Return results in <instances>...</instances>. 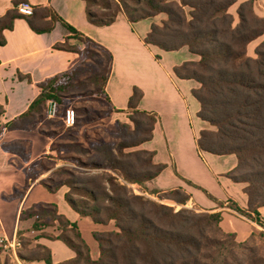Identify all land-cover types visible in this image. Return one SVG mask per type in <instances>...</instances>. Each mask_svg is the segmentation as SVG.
<instances>
[{
    "label": "trees",
    "instance_id": "obj_1",
    "mask_svg": "<svg viewBox=\"0 0 264 264\" xmlns=\"http://www.w3.org/2000/svg\"><path fill=\"white\" fill-rule=\"evenodd\" d=\"M25 1L14 0V7L0 17L1 45L6 43L5 30L12 29L17 18L27 17L33 30L38 33L51 31L53 23L61 20L74 37L85 43V47L76 48L69 45L68 40L65 44L56 45V48L77 51L82 57L81 63L71 71L43 82L41 95L26 113L13 121L10 125L12 129L32 127L30 125L42 121L45 105L50 99L57 100L60 109L66 105L67 94L73 90L75 80L87 60L100 56L92 47L107 55L109 61L108 70L103 72L102 77L99 76L103 94L112 71L113 55L109 50L63 20L51 7L35 6L34 14L30 16L20 13L18 5ZM92 1L104 8L112 7L110 0ZM237 1L149 0V8L142 9V13L137 16L126 14L132 22L166 14L167 18L161 24L152 23L145 38L146 44L156 45L165 51L187 47L191 54L198 57L174 69L179 78L192 79L199 84L192 89L193 96L201 105L198 116L212 126L200 131L198 148L201 152L215 155H236L238 164L227 175L234 182L245 185L248 208L243 209L236 203H231V207L264 229V217L260 212V208L264 207V41L256 47L255 55L249 53V44L264 34V17L255 10L256 0H247L238 8L237 22L230 11ZM90 5L88 1L89 19L97 25H110L119 14L105 20L98 17ZM48 17L52 20L47 22ZM142 97L143 91L135 87L128 109L129 115L136 112L146 117V128L144 123L130 118L143 134L131 143L121 142L103 149L105 157L109 158L106 168L119 173L126 182L123 184L116 177H109L114 196L110 195L111 202L103 208L106 219L103 220L97 210L94 212L77 206L69 192L66 195L75 210L91 217L94 222L108 226L111 221H116L117 229L94 233L100 245V257L93 259L90 246L76 222L60 214L53 205L39 204L24 209L21 220L35 218L33 229H43L50 225L49 220L58 222L60 234L45 237L64 241L76 256L55 263L52 250L39 243L35 248H30L33 250L30 255L19 252L20 258L44 261L46 264H264V230L257 229L248 239L239 241L237 233L223 229L221 211H197L186 207L191 195L182 188L156 192L161 200H172L183 206L177 210L175 206L162 201L135 194L129 187L128 184L142 185L153 180L167 167L166 163L155 162L156 151L141 148L125 153V149L140 147L154 137L158 119L154 114L138 108ZM2 110L0 106V112ZM111 112L113 109L110 106ZM129 128L128 123L118 122L120 135L124 130L129 133ZM141 153L149 156L145 163L153 169L145 174H134L131 169L135 166L117 157V154L125 157ZM187 182L215 199L207 189L189 180ZM64 183L75 189L70 183ZM57 187L49 188L55 190ZM221 205L224 203L221 202ZM23 232L19 231V240L26 248L32 245V239L24 236Z\"/></svg>",
    "mask_w": 264,
    "mask_h": 264
},
{
    "label": "crops",
    "instance_id": "obj_2",
    "mask_svg": "<svg viewBox=\"0 0 264 264\" xmlns=\"http://www.w3.org/2000/svg\"><path fill=\"white\" fill-rule=\"evenodd\" d=\"M13 1L0 0V17L14 7ZM27 1L34 7H51L63 20L112 53V71L104 93L113 109L111 117L123 119L130 113L128 106L134 88L143 91L138 108L154 114L158 120L153 139L140 148L156 151L155 162L167 164L157 177L146 183L153 194L182 188L191 195L188 206L209 212L221 211L223 229L237 233L240 241L262 228L229 204L248 208L245 185L234 182L227 175L238 164L236 155H215L201 152L198 148L197 137L205 124L198 116L201 105L193 96L192 89L199 84L192 79L179 78L174 71L185 61L197 59L188 48L165 51L156 45L146 44L145 38L151 30L153 18L132 22L121 12L112 24L97 25L89 19L87 0ZM243 1L247 0H238L236 4ZM255 10L264 17V0H256ZM51 20V17L46 19L47 22ZM4 35L6 43L0 44V106L3 107L0 112V241L5 238L10 242L19 240V231H24V236L32 239V243L44 244L52 250L55 263L75 258V251L64 241L45 237L60 234L58 222L49 220L50 225L43 229H33L35 218L21 220L24 209L50 204L78 224L90 246L91 256L98 259L100 245L94 233L106 230L107 226L94 222L73 208L66 198L70 188L64 182L51 190L49 187L52 185L43 182V172L36 171L37 176H32L33 166L57 151L54 136L40 128L43 120L30 125L32 127H10L39 98L43 82L67 73L81 63L82 57L77 51L56 48V45L65 44L68 40L69 45L84 49L85 43L74 37L61 20L53 23L51 31L38 33L27 17L17 18L13 28L6 29ZM263 41L264 34L249 44L250 55H255L256 47ZM254 43H257L255 48L252 46ZM179 53L182 56L177 58ZM188 97L194 99L195 113L201 122L196 133L190 127ZM158 137L162 138L160 147L155 145ZM187 180L207 189L215 199ZM260 212L264 217V207ZM22 261V264H46L39 260Z\"/></svg>",
    "mask_w": 264,
    "mask_h": 264
},
{
    "label": "rangeland",
    "instance_id": "obj_3",
    "mask_svg": "<svg viewBox=\"0 0 264 264\" xmlns=\"http://www.w3.org/2000/svg\"><path fill=\"white\" fill-rule=\"evenodd\" d=\"M88 1L91 4V10L98 17L105 20L121 12L125 14L128 13L131 16H137L143 12L142 9L149 8V0H110L112 4L111 8H104L103 5H97L92 0ZM240 4L241 3L234 4L230 8L237 22L239 21L237 11ZM152 18L154 22L161 24L162 21L167 18V15L160 13ZM256 44L257 43H254V45H252L253 48H255ZM92 49H94L95 52L98 51L100 56L87 60L86 65L83 67V71L75 80L73 90L67 94V103L60 109V115L55 118H49L45 114L43 124L40 127L43 131L54 136L55 149L57 151H55L54 154L46 155L37 165L33 166L31 172L34 176L37 175V172H43L45 175L43 176V182L51 184L52 186H56L60 182H67L75 186V189L69 187V193L77 206L89 211L96 212L95 210H97L100 212L98 214H101L103 220H105L106 217L103 208L111 202L109 198L110 195L114 196L112 187L108 181L109 177L112 175L116 177L119 182L123 184H126V182L119 173L106 168L109 163V158L105 157L103 149L105 147L116 146V144L121 142L131 143L143 134L139 128L137 129V125H135L130 118L144 123L145 128L148 125L145 124L146 117L136 112L132 115H124L123 119H120V117L114 119L110 116V106L105 95L100 90L102 82H100L101 78H99V76H103L104 71L108 70L109 61L107 55L103 52L101 53L98 48L92 47ZM181 56L182 53H179L177 58ZM94 77H97V79H93ZM188 100L190 127L192 131L196 133L199 130L201 122L195 113L196 104L194 99L188 97ZM68 107L74 108L77 112V122L74 127L66 126L62 120L64 110ZM119 121L126 122L131 126V128H129V133L124 130L123 135L119 134ZM204 124L206 128H212L209 123L204 122ZM161 144L162 138L158 137L155 141V145L160 147ZM140 149V147L127 148L125 149V153L135 152ZM117 157L122 160V162L133 164L135 167L131 170L134 174H145L153 170L149 167L148 163H145L149 158L147 154H133L132 156L125 157H120L117 154ZM44 169H46V171ZM146 183L147 182L142 185L138 183L128 185L134 190L135 194L143 195L155 201H162L165 204L175 206L177 210L183 207L182 205H177V203L172 200H161L159 194H153V190L147 187ZM177 197L181 196L177 195ZM229 204L232 205L231 202ZM186 207L202 211L195 206H188V204ZM239 214L242 215L241 213ZM242 216L247 218L244 215ZM106 228V230L117 229L116 221H111ZM259 230L264 229L260 228ZM68 234L72 235L71 232ZM5 244L6 241L0 242V264L24 263L19 253L16 257L12 249L6 247ZM36 244L37 242H33L31 246L26 248L22 245L18 248V252L30 255L31 251H33L30 248H35Z\"/></svg>",
    "mask_w": 264,
    "mask_h": 264
},
{
    "label": "built area",
    "instance_id": "obj_4",
    "mask_svg": "<svg viewBox=\"0 0 264 264\" xmlns=\"http://www.w3.org/2000/svg\"><path fill=\"white\" fill-rule=\"evenodd\" d=\"M18 10L20 13L30 16L34 14V6L29 3L28 1L22 2L18 5ZM0 64H1V58H0ZM59 109L60 105L57 100L50 99L47 106V115L49 118H55L59 115ZM64 124L68 127H74L77 122V112L74 108H67L65 110L64 116H63ZM2 241H6L5 246L10 247L15 254V256H18V248L22 246V243L20 240H15L14 242H10L9 239L5 238Z\"/></svg>",
    "mask_w": 264,
    "mask_h": 264
},
{
    "label": "bare ground",
    "instance_id": "obj_5",
    "mask_svg": "<svg viewBox=\"0 0 264 264\" xmlns=\"http://www.w3.org/2000/svg\"><path fill=\"white\" fill-rule=\"evenodd\" d=\"M153 198V197H152Z\"/></svg>",
    "mask_w": 264,
    "mask_h": 264
}]
</instances>
